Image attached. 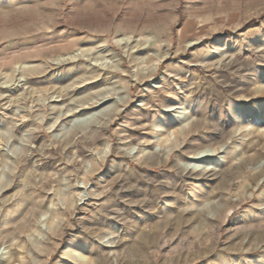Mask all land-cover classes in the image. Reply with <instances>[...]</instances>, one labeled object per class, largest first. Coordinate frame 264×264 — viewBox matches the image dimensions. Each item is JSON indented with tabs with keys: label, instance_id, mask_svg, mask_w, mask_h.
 I'll use <instances>...</instances> for the list:
<instances>
[{
	"label": "rangeland",
	"instance_id": "1",
	"mask_svg": "<svg viewBox=\"0 0 264 264\" xmlns=\"http://www.w3.org/2000/svg\"><path fill=\"white\" fill-rule=\"evenodd\" d=\"M0 205V264H264V0H0Z\"/></svg>",
	"mask_w": 264,
	"mask_h": 264
},
{
	"label": "bare ground",
	"instance_id": "2",
	"mask_svg": "<svg viewBox=\"0 0 264 264\" xmlns=\"http://www.w3.org/2000/svg\"><path fill=\"white\" fill-rule=\"evenodd\" d=\"M103 126L106 127V126H108V125H107V123H105ZM200 155H201V154H200ZM200 157H201V156H200ZM217 161H218V160H217ZM212 169H213V168H212ZM225 173H226V172H225ZM191 176H192V175H191ZM208 176H209V175H208ZM217 176H218V175H217ZM210 177H211V175H210ZM218 177H220V176H218ZM206 178H207V177H206ZM209 180H210V179H209ZM212 182H213V181H212ZM4 193H5V192H4ZM0 206H1V205H0ZM78 258H79V260L82 261V262H84V260H85V258H84L83 256H80V255L78 256Z\"/></svg>",
	"mask_w": 264,
	"mask_h": 264
}]
</instances>
